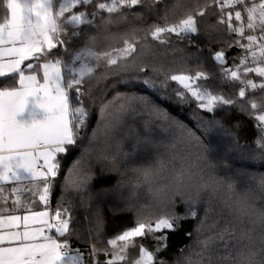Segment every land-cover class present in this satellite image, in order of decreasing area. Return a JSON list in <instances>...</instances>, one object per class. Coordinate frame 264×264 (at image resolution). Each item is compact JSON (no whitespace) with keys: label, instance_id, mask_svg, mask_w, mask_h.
Listing matches in <instances>:
<instances>
[{"label":"snow or ice","instance_id":"obj_1","mask_svg":"<svg viewBox=\"0 0 264 264\" xmlns=\"http://www.w3.org/2000/svg\"><path fill=\"white\" fill-rule=\"evenodd\" d=\"M0 3L4 9L0 17V79L12 81L0 86V264H100L96 257L101 253L107 257L103 264H124L136 238L154 236L157 242L166 241V234H154L177 231L175 221L178 218L161 214L148 222L137 219L135 226L108 238L107 247L92 242L88 251L73 248L70 238L80 237L73 227L70 209L58 207L53 213L48 207L61 159L73 150L83 149L85 140L90 145L93 143V138L85 133L91 115V106L86 100L90 96L86 90L87 81L103 65L112 76L138 73L135 82L154 91L157 77L161 78V89L175 82L181 89L174 90L180 101L191 97L199 109L210 114L222 106H234L237 101L232 97L201 87L199 82L211 76L202 65L197 64L199 70L193 75L183 58L178 66L174 61L173 67L165 68L163 64L144 62L140 55L150 47L149 38L160 45L170 43L173 36L188 43H194L192 38L197 35L210 40V33H201L199 18L209 12L216 15L215 9L220 14L219 24L226 25L227 33L236 37L229 41V47L234 45L241 50L238 63L233 57L231 67L227 66L223 49L212 55L223 81L243 85L238 92L241 99L245 97L246 88L264 90V0H187L180 5L165 4V0H104L98 3L96 0H0ZM94 3L97 11L80 10V6ZM162 4L161 9L158 6ZM141 9L155 15L158 22L142 26L146 17L141 15ZM104 12L108 14L106 25L124 24L131 14L133 19L141 21V26L127 27L120 37V46L105 49L103 40L91 37L94 43L90 44L89 39L82 50L73 51L69 60L58 54V49L67 52L65 36H79L81 26L94 25L98 17L103 19L101 13ZM252 73L261 78L260 83L250 78ZM158 94L166 99L164 94ZM121 99L123 103L118 106V113L131 109L148 115L150 120L146 127L158 121L157 127L165 135L159 142L149 141L156 150L175 151L186 143L197 149L198 154L200 150L209 151L193 131L170 120L167 112L150 99L139 95H125ZM134 101L137 102L135 108L132 107ZM250 106L252 109L260 107L255 100L250 101ZM38 111L44 114L42 119L36 118ZM26 112L28 118H21ZM255 119L264 127V112ZM209 130H212L211 124ZM99 134H106L105 129L93 130V137ZM257 143L264 150V142ZM120 156L121 153L115 154L119 164ZM251 159L254 163H264V152ZM210 166L218 168L216 163ZM148 171L144 169L145 175ZM90 179V172L74 171L68 177V184L72 189L81 190L87 187ZM257 181L258 185L254 183ZM245 190L264 192V173L249 172ZM205 192L207 203H210L207 188ZM128 199L135 200L139 206L146 203L147 193L141 194L136 189L135 193H129ZM186 201L188 215L192 218L199 216L196 205L201 202L205 205L204 219L200 221L203 228L210 212L207 203ZM37 204L43 210H35ZM223 222L219 239L223 241L225 233L236 239L235 228L231 227L230 232L229 221L223 219ZM99 230L100 221L97 220V233ZM204 250H207V242H204ZM159 251L161 249L157 248ZM194 255L202 256V253ZM219 258L224 264H231L229 253ZM134 264H167V261L157 259L156 253L141 245Z\"/></svg>","mask_w":264,"mask_h":264},{"label":"trees","instance_id":"obj_2","mask_svg":"<svg viewBox=\"0 0 264 264\" xmlns=\"http://www.w3.org/2000/svg\"><path fill=\"white\" fill-rule=\"evenodd\" d=\"M98 2H104V0H96V3ZM186 2L187 0H165V4L168 5H180ZM255 2H259V0H255ZM158 7L162 9L164 5ZM85 9L88 12L97 11L95 3L80 6V10ZM125 11L130 13L131 10ZM213 11H216V15L209 12L205 17L199 18L201 33H210V40L206 39L204 35H197L192 38L194 43H188L187 40H178L173 36L170 38V43L160 45L149 38L150 47L141 52L140 59L158 66L163 64L165 68H169L174 66V61L178 66L183 58L190 69V74L193 75L196 70H199L197 64H200L204 70L211 73L209 80L199 82L201 87H207L213 92L232 97L237 101L234 106H222L214 114H210L199 109L191 97L180 101L174 90L181 89L175 82H170L167 89H161L159 87L161 78L157 77V88L154 91L142 83H136L134 78L139 74L134 71L121 76H112L101 65L86 85V90L90 92V96L86 97V100L91 106V115L85 133L94 140L93 130L99 132L103 130L109 120L115 119L118 113L117 108L123 103L122 96H143L165 110L170 120L182 123L193 131L209 149V159L218 165V174L238 176L239 186L244 188L249 172L264 173V163H254L251 159V157L261 156L264 152L257 143L258 141L264 142V127L260 126L255 119L256 115L264 112V90L246 88L245 97L241 99L238 92L243 85L238 82L223 81L212 60V55L215 51L223 49L228 61L227 66L231 67L233 57H236L235 62L238 63L241 50L234 45L229 47V41L236 37L227 33L226 25L219 24L218 10L213 9ZM0 12H4L2 3H0ZM140 12L142 16L146 17L142 26L147 27L153 22H158L155 15L149 14L143 9ZM101 16L103 19L98 17L94 25L81 26L79 36H65L67 52L58 49L56 50L58 54L66 61L69 60L73 51L82 50L91 37L103 40L102 47L105 49L120 46V37L127 27L141 26V21L133 19L131 14L128 15V21L121 25H106L104 21L108 19V14L104 12L101 13ZM244 16L246 18V13ZM69 31H71V26H69ZM101 76H103L102 79ZM249 76L254 82H261V78L256 77L254 73ZM11 82L0 79V86ZM126 83L127 86H125ZM158 93L164 94L166 99H161V95ZM252 100H255L260 107L252 109L250 106ZM136 106L137 102L134 101L132 107ZM149 120L148 115H140L135 111H131L126 117L120 128V135L126 140L124 150L119 157L121 163L118 169L90 155L93 143L90 145L87 140L84 141L83 149L73 150L61 159L58 177L52 182V212L54 213L58 207L70 209L74 217L73 227L80 237L70 238L73 248H88L90 250L92 242L107 247L106 240L108 238L128 227L135 226L139 219L136 212L137 202L128 199L134 183L133 169L137 166L154 163L156 148L149 141L159 142L165 135L157 127L158 121L146 127ZM210 124L212 125L211 131L209 130ZM225 161H227L226 166ZM74 171L90 172L91 179L85 189L75 190L69 186L68 177ZM139 191L142 193L143 190L139 189ZM196 206L200 210L199 216L192 218L188 215L189 203L186 200L176 199L167 214L178 218L175 221L178 230L154 234H166L167 240L163 242H157L154 236L136 238L135 245L128 250L124 264H134V261L139 258L141 245L156 253L157 259L166 260L167 264H186L189 259L202 261L203 264H212L219 257L230 253L235 248L237 240L233 239L229 233L224 234L223 241L219 239V232L224 227L223 220L213 224V220L209 217L202 228L200 221L204 219L203 208L205 205L201 202ZM35 209L42 210V206L37 204ZM97 220L100 221L99 233L96 231ZM229 228L231 232V226ZM90 233L91 235H89ZM234 235L236 237V229ZM204 242H207V250H204ZM225 242H227V248ZM157 248L161 251L157 252ZM196 252H201L202 256L194 255ZM96 259L100 261V264H103L107 257L101 253Z\"/></svg>","mask_w":264,"mask_h":264},{"label":"clouds","instance_id":"obj_3","mask_svg":"<svg viewBox=\"0 0 264 264\" xmlns=\"http://www.w3.org/2000/svg\"><path fill=\"white\" fill-rule=\"evenodd\" d=\"M89 43H94V40L90 39ZM130 113L131 109L119 112L115 119L106 123V134L94 138L90 155L119 168L115 154L123 152L126 140L120 135V128ZM208 152L200 150L198 154L197 149L185 143L175 151L156 150L154 163L135 167L130 193H135L136 189H142L141 194L147 193L146 203L136 206L137 216L141 221L148 222L161 214H167L178 198L207 203V188L210 194L207 206L213 224L227 219L230 226L236 229L237 244L229 253L231 264H249V260L252 264H264V192L241 188L238 176L219 175L218 170L210 166L213 162ZM224 164L227 165V161ZM144 169H149L147 175ZM254 183L259 184L258 181ZM191 264L203 262L191 260ZM212 264L224 262L218 258Z\"/></svg>","mask_w":264,"mask_h":264},{"label":"crops","instance_id":"obj_4","mask_svg":"<svg viewBox=\"0 0 264 264\" xmlns=\"http://www.w3.org/2000/svg\"><path fill=\"white\" fill-rule=\"evenodd\" d=\"M4 13V12H3ZM3 13H1L0 12V17H2V15H3ZM43 113L42 112H37L36 113V118L37 119H42L43 118ZM21 118H24V119H27L28 118V116H27V112L25 113V114H23V116L21 117ZM49 207V206H48ZM49 209H50V211H52V207H49ZM35 210H37V209H35ZM43 210V209H42ZM37 211H39V210H37ZM18 214H23V213H18ZM82 250H85V251H88L89 249L88 248H82Z\"/></svg>","mask_w":264,"mask_h":264},{"label":"built area","instance_id":"obj_5","mask_svg":"<svg viewBox=\"0 0 264 264\" xmlns=\"http://www.w3.org/2000/svg\"><path fill=\"white\" fill-rule=\"evenodd\" d=\"M58 177V176H57ZM52 192H51V198H50V203H49V207H52Z\"/></svg>","mask_w":264,"mask_h":264}]
</instances>
